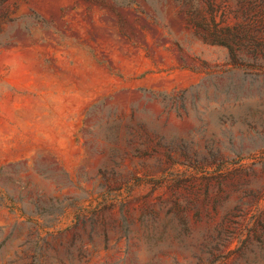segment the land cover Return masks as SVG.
<instances>
[{"label":"rangeland","instance_id":"rangeland-1","mask_svg":"<svg viewBox=\"0 0 264 264\" xmlns=\"http://www.w3.org/2000/svg\"><path fill=\"white\" fill-rule=\"evenodd\" d=\"M208 2L0 0V264H264V64Z\"/></svg>","mask_w":264,"mask_h":264},{"label":"trees","instance_id":"trees-1","mask_svg":"<svg viewBox=\"0 0 264 264\" xmlns=\"http://www.w3.org/2000/svg\"><path fill=\"white\" fill-rule=\"evenodd\" d=\"M208 1L209 5L213 3V0ZM245 3L247 10L251 11L249 23L218 27V22L210 14V22L204 24L202 39L209 44L225 46L231 59L245 51L252 54V62L264 64V0H245Z\"/></svg>","mask_w":264,"mask_h":264}]
</instances>
